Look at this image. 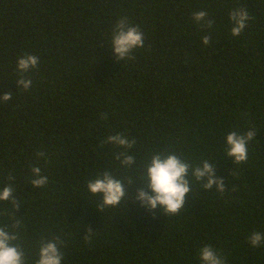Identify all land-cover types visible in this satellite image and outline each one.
I'll return each instance as SVG.
<instances>
[{"label": "trees", "instance_id": "16d2710c", "mask_svg": "<svg viewBox=\"0 0 264 264\" xmlns=\"http://www.w3.org/2000/svg\"><path fill=\"white\" fill-rule=\"evenodd\" d=\"M238 7L250 19L232 36L229 12ZM201 10L210 28L193 19ZM124 16L144 33L131 61L110 47ZM25 54L39 64L25 74L32 87L19 90ZM8 92L12 99L0 100V185L13 183L18 207L0 201V226L18 233L26 264L53 238L63 241L62 264H200L205 245L225 264H264V244L248 240L264 233V0H0V96ZM250 128L248 159L236 164L225 136ZM116 133L136 141L129 169L115 159L122 149L106 142ZM155 152L193 166L207 160L225 192L189 176L176 215L142 206L137 173ZM34 165L48 177L43 187L30 183ZM104 171L136 183L127 202L101 210L86 183Z\"/></svg>", "mask_w": 264, "mask_h": 264}, {"label": "clouds", "instance_id": "9594fccd", "mask_svg": "<svg viewBox=\"0 0 264 264\" xmlns=\"http://www.w3.org/2000/svg\"><path fill=\"white\" fill-rule=\"evenodd\" d=\"M192 15L195 22L202 27L210 28L214 23L213 20L207 19L206 11H196ZM229 18L232 25L231 35L240 36L250 19L249 12L243 7H238L229 12ZM210 35L202 36L204 45L209 44ZM110 47L117 60H134V50L144 47V33L139 26L131 24L128 17H121L114 25L110 37ZM38 64L39 57L35 55L25 54L18 58L17 72L19 76L15 83L19 90H29L32 87L31 77L25 74L36 69ZM12 97L13 94L8 92L0 96V100L8 102ZM101 116L103 119L108 118L106 113H101ZM255 135L256 130L251 128L242 132H228L225 136L226 155L232 157L236 164L246 162L248 159L247 145L255 138ZM106 142L122 149L115 153V159L123 168L129 169L135 165V156L127 151L136 143L134 138L130 140L122 133H116L109 135ZM36 155L38 158H46L44 152H38ZM30 172L32 177L30 183L33 187H43L48 183V177L41 173L39 166H32ZM137 175H139L140 181L137 185L135 199L150 210L159 206L167 216H174L184 208L185 194L191 192L194 183L190 182L189 176L201 181L204 189L210 190L215 184L217 192L220 194L225 192L224 182L213 176L212 166L207 160H203L198 166H193L174 152L151 154L150 161ZM8 180L13 181L14 177L9 175ZM204 181L206 183H203ZM133 183H136L133 176H128L125 179L117 177L109 171H104L89 179L86 189L92 195L100 196L101 199L97 207L102 210L105 207H115L122 200L127 202L129 188ZM144 185H147L150 192L144 190ZM14 192L13 183L0 185V201H7L13 208L18 207V202L13 199ZM20 223V220H15L12 228L19 227ZM90 238L91 235L85 236L86 241ZM248 240L252 247H259L264 244V233L252 232ZM16 241H18L17 232L8 230L7 226H0V264H26L25 252L19 243H14ZM62 243L63 241L59 238L41 241L35 264H62L64 259L60 248ZM198 256L200 264H225L223 257L210 245L201 247L198 250Z\"/></svg>", "mask_w": 264, "mask_h": 264}]
</instances>
